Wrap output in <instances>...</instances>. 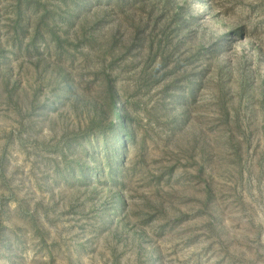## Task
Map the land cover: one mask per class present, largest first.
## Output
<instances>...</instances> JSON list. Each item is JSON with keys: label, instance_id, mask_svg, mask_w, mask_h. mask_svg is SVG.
Wrapping results in <instances>:
<instances>
[{"label": "rangeland", "instance_id": "374dc122", "mask_svg": "<svg viewBox=\"0 0 264 264\" xmlns=\"http://www.w3.org/2000/svg\"><path fill=\"white\" fill-rule=\"evenodd\" d=\"M22 1L0 264H264V0Z\"/></svg>", "mask_w": 264, "mask_h": 264}, {"label": "trees", "instance_id": "16d2710c", "mask_svg": "<svg viewBox=\"0 0 264 264\" xmlns=\"http://www.w3.org/2000/svg\"><path fill=\"white\" fill-rule=\"evenodd\" d=\"M20 1L22 2V4L19 2L20 5L16 6V8H17L16 16H18L19 19H21L20 23L16 26V36H17V38H19V43L21 44L22 38L26 36L25 35L26 33H28V32H26V30H29V27H30V22H28L29 19L25 20L24 14H26V11L30 12L31 10L27 9L28 5H26L22 0H20ZM121 1L125 2V0H121ZM104 2H105V0H79V2L76 3L75 7L79 6L78 8L81 9L83 7L84 9L87 10V8H89L88 6L92 7V6H101V5L107 4ZM78 8L76 9L75 17H79V14L81 13V12L77 13ZM88 10H90V9H88ZM37 31H38L37 32L38 35L41 36L40 31L38 29H37ZM105 83H106V85L104 87L103 92L105 95H110V93H112V91H113V86L110 84V80H108V79L105 81ZM114 122H116V120Z\"/></svg>", "mask_w": 264, "mask_h": 264}]
</instances>
